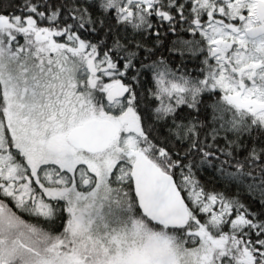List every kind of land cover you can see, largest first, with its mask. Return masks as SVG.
<instances>
[{"label":"snow or ice","instance_id":"snow-or-ice-1","mask_svg":"<svg viewBox=\"0 0 264 264\" xmlns=\"http://www.w3.org/2000/svg\"><path fill=\"white\" fill-rule=\"evenodd\" d=\"M0 264H264V0H0Z\"/></svg>","mask_w":264,"mask_h":264}]
</instances>
